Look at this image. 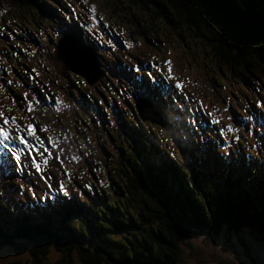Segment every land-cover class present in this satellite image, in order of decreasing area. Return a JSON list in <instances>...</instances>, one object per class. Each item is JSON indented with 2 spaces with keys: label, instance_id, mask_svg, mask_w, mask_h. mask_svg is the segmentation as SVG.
<instances>
[{
  "label": "trees",
  "instance_id": "trees-1",
  "mask_svg": "<svg viewBox=\"0 0 264 264\" xmlns=\"http://www.w3.org/2000/svg\"><path fill=\"white\" fill-rule=\"evenodd\" d=\"M88 3L95 5L96 19L105 14L112 20V29L116 31L112 46L105 42L104 47L103 43L97 45L91 31L95 34L100 29L91 27L85 12L78 10V18L65 19L69 13L65 0H0V27H5L0 32L7 39L11 37L8 32H16V22L34 25L36 17L48 25L55 23L61 33L71 32L77 40L95 48L101 77L94 86L85 82L82 91L74 82L80 76H70L59 56L52 53L51 57L50 53L47 58L62 67V77L64 72L69 73L65 75L68 87L72 84L69 94L72 100L76 91L85 97L91 93L94 99L95 110L88 112V116L79 114L75 99V116L85 127L77 134L88 136V131L94 128H103L105 135L111 134L114 129L106 127L104 121V115L111 111L120 119L115 150L119 155H127L108 164L101 159L105 172L107 169L111 175L105 179V185H93L91 190H85L75 179H70L66 186L69 196L44 191L39 197L34 192L26 199L16 190L18 184L6 188L8 197L0 198V253L12 254L5 264H201L188 262L185 257L188 251L197 248L195 240L205 238V242L214 245L209 237L235 240L237 235L246 241L250 238L264 252V129L248 127L250 133L242 135L237 146L218 147L219 135L216 139L202 127L198 120L202 114L191 102L196 96L216 98V86L235 82L237 90L246 89L250 94L244 96L255 117L263 112L256 108V101L262 100L264 94V0H88ZM69 20L70 29L65 27L71 24ZM124 25L133 26L147 41L186 36L192 42L193 55L206 60L203 65L194 60L191 64L200 81L194 78L189 87L177 89L171 81L153 73L159 86L145 90L141 79L151 70L141 69L142 58L149 62L155 56L147 53L150 50L133 52L136 46L132 40V47L125 48L123 39L130 37ZM13 37L10 45L14 41L23 45L20 35ZM32 41L38 42L35 38ZM43 54L39 50L33 56L24 54L20 61L16 60L26 63L25 70L35 69L32 75L35 79L43 76L44 82L56 89L54 75L46 76L45 65L40 68V58L45 61ZM133 65L139 66L140 71H133ZM15 68L12 66L14 71ZM3 71L6 75V70ZM222 77L228 82H220ZM12 79L22 86L29 80L28 75L11 71ZM106 80L114 81L111 93L105 91ZM116 91L119 93L114 94ZM230 93L238 99L232 90ZM142 96L151 100L162 126L143 122L137 116L134 100ZM244 106L237 104V108L231 109L243 117ZM36 115L50 120L39 110ZM65 122L70 123L69 119ZM96 135L101 138L99 133ZM68 136L67 133L66 141ZM94 147L98 145L90 148L91 157L87 158L91 173L76 172L79 176L95 177L92 171L95 169L91 167L97 160ZM3 167H6L4 156L0 163V168ZM15 174L11 170L8 180H14ZM225 248L235 253H241L236 248H242L246 254L250 252L248 243H233ZM49 249L58 256L52 262L48 260ZM248 262L253 264L250 257Z\"/></svg>",
  "mask_w": 264,
  "mask_h": 264
},
{
  "label": "rangeland",
  "instance_id": "rangeland-1",
  "mask_svg": "<svg viewBox=\"0 0 264 264\" xmlns=\"http://www.w3.org/2000/svg\"><path fill=\"white\" fill-rule=\"evenodd\" d=\"M68 4L73 5L69 0ZM76 4L78 3L76 2ZM99 8L100 10H103L101 6H99ZM78 9H81V5L78 7H75L73 5V10L76 13ZM110 15L113 14L110 13ZM102 20V22H100L98 19H96L94 22L90 20L91 27H98L100 29L99 33L103 37V40H101L91 31V35L94 36L93 38H96V43L99 47L101 46V43H103L102 46L104 47V41L107 40H111L113 43H115L113 36L116 31L108 27L111 19L109 20L106 15ZM33 21L34 23L37 22V24L35 23L33 25L32 23L28 22V26H26L16 22V25H14V29L16 30V32L12 33L20 35V39L22 40L23 45L20 41H14L13 45H10L9 41L14 38L13 34L8 32L9 36L11 37L10 39H7V37L3 34L4 32H0V86L3 87V90L0 91V105L3 106V110L7 115L15 116L18 122H20L21 124L27 122L24 119L25 117H32L33 123L35 125L45 123V127L48 129V131L41 134L42 137L46 138L48 135H52L57 140L58 148L64 150L62 153H60V155L62 157L67 156V159H65L63 163L64 168L68 171V175L65 177L63 176L62 171L59 170V162L55 161L54 159L50 161L46 168L43 164L41 165L42 168H45V175L55 176L56 181H63L65 186L69 185L68 183H71L70 179H75L78 182L77 184H80L83 187L85 184L89 185L88 188L84 187L85 190H91V187L93 185L98 187L103 186L105 185V179H107V176L111 175V171L107 172L106 169L105 172V168L102 166L103 162L106 161V164H108L110 161H116V157L118 160H122V157L127 156L126 154L119 155L115 150V146L118 144L117 135L119 134L116 127H119L118 122L120 119L111 114V111L107 112V114L104 115L105 126L108 128L111 127L110 129H114V131L111 130L112 136L110 133L109 135H105L103 128H94L96 130L88 131V136H82V133L80 132L77 134V132L81 128L84 129L85 127L81 122H78L79 120L75 116V110L77 111L76 103H78L79 114L81 115V113H83L84 115L87 114L88 116L90 115L88 112L92 113V111L95 110V104L93 102L94 99L91 96V93H89L87 97H85L83 93H79V91H82V89L85 88L87 84L85 83V80L82 79V77H78V79H74V82L76 86L77 84L79 85V91L75 92L74 100H72L71 96L69 95L72 93V84L70 83L68 87V79L66 78V75L69 73L64 72V77H62V67H60L59 64H57L53 59L47 58L50 53L52 54L56 39L58 38V35L61 34L58 33L59 28L54 23H50V25H48L47 21L39 20L36 17ZM124 26L127 29V37H130L129 39L127 38V41L132 40L131 38L138 40V42L135 43L136 47L132 49L133 52H144L146 50H150L147 53H152L155 56V59H150L148 57L150 60L149 62H147L146 58L143 57L142 60L143 62H145V65H142L141 69L148 68L154 74H158L159 77H162L169 81L167 79L168 66L163 63L165 60H167L170 61L171 64L172 76L174 77V79L171 80L173 86H175L176 81H181L182 88H187L189 87L190 83H194V78L200 81V78L197 76V73L194 68H192L191 64L194 60L200 65H203L206 60L200 59L193 55L192 42L186 36H184V39H180L179 37L172 35L169 39H163V41L161 42H157L155 40L145 41L142 37V34L133 26ZM0 29L4 30L5 27L2 26L0 27ZM185 34L186 32H182V35ZM33 38H35L38 42L34 43L32 41ZM124 41L125 39H123V42ZM17 45H19V47H17ZM4 48H6V50ZM17 49H19L21 52L16 51ZM39 50L44 53L43 55L45 58V61L40 58V68L42 67V65H45L47 67L45 71L46 76H51V74L54 75V86L57 90H49L48 88H45L41 93V90H38L37 88L34 89V91L30 88V79L27 80L28 84H25L23 86L20 85V83L17 82L16 79L10 80L11 71L15 74L20 75V68H24V66H26V63L19 62L20 57H24V54L33 56L34 54L39 52ZM13 52H16L17 55L13 56ZM189 52H191V55L188 54ZM16 59L19 61H17ZM128 61L130 62V60ZM129 62L125 61L124 63L126 65H129ZM18 65H21L20 68L18 67ZM12 66L17 67V69L15 68L16 71L12 69ZM154 66L156 68H159L160 71H154ZM6 69V75L2 74V72H4L3 70ZM3 76L7 80H3ZM219 81L228 82V80L223 79V77L220 78ZM116 83L117 85H119L118 82ZM103 84L104 86H106L105 91L111 93L110 86L114 84V81L106 80ZM236 86L237 84L235 82H232L231 85L227 84V86H216L218 90L216 98L205 96V99H203L202 97L196 96L198 101L196 98L192 100L190 99L191 102L199 109L198 111L202 114V116L198 118L199 123L204 129H206V131L212 132L213 137L216 139L217 135H219L218 131L216 130L219 129L221 125H228L230 123L234 125V131L229 135L234 134L240 137L242 135L250 133L251 129L248 127L255 126L259 128L262 127L264 129V120L260 118V115H264V109H262L263 112L259 116L255 117V113L252 111L251 106L248 105L245 100L244 94H248L247 90H237L235 88ZM67 87L69 89H67ZM8 88H10L12 91H10ZM230 90L234 92V95L238 96V99H235V97L232 96ZM117 93L119 92H114V94ZM124 93L125 92H120L121 95H125ZM33 96H36L41 102H34V108L31 113L24 111L23 109L25 106V100L31 99ZM128 96L130 98L129 94ZM96 99H98L97 96ZM261 99L264 100V94L261 95ZM55 100H59V103L53 106ZM91 104L93 106H91ZM237 104L246 105L244 106L245 114L243 115V117L242 115L240 116L238 114V111H233L231 109V107L237 108ZM37 110L41 111L43 115L50 117V120L44 121L40 117H38L36 115ZM209 112L213 113L212 118L219 120L220 124L213 125L210 122L212 118L208 116ZM257 113L259 114V112ZM230 116L233 117V120L229 119ZM248 116H252L254 117V119L248 120ZM68 119L70 125L67 122L64 123V121H67ZM98 122H100V120H98ZM113 123L114 125H116L115 127ZM67 133L69 135L68 141L65 140ZM97 133L101 135L100 139L96 135ZM7 143L10 146H20L18 142L8 141ZM240 143H242L243 145L247 144V142L245 141H241ZM225 144L232 145L233 147L238 145V143L230 142V140ZM95 145H98V147H94V150L96 151V155L94 157H96L97 160L95 162H92L91 164V167L95 169V171L92 169V171L95 173V177L89 178L90 176H79V174H77L76 172H80L83 175L91 173V170L88 167L90 165V161L87 163V158L91 157L90 148ZM217 145L218 147L224 146V144L222 143H218ZM99 146L103 147L104 149L99 148ZM67 148L69 149V151H65V149ZM5 152L6 149L0 146V155L4 154ZM114 153H117V156ZM73 156H77L79 157V159L73 160ZM101 159L104 160L102 161V163H100ZM75 164L77 165L74 169L73 166ZM113 166H117V163H113ZM16 171L17 172L14 175V180H8V178H10L11 176L9 175L10 171L4 172L0 168V198H4V196L8 197V195L5 193V189L8 187H12L14 184L19 185L16 190H20L19 195H21L23 198L31 196L34 192V195L37 194L36 196L38 197L44 191H46L47 194L52 193L53 190H56V192H60L58 187L50 186L48 181L39 179L35 173V170L29 166L16 168ZM23 184H25V186L21 187V185ZM52 184H55V181H53ZM29 188H31L32 191H29ZM44 203L45 202L43 200V204ZM247 241L250 252L246 254L243 252L242 248H236V250L241 251V253H235L231 248L222 249L219 245H210L208 244V242H205V238L197 239L195 240L197 248H195L191 252L188 251L185 254V257L187 258L188 262H201V264H241V262L250 264L248 262V257H250L253 261V264H264V252L260 250L259 247H256L255 242H253L250 238H248ZM49 252L50 254L48 260L52 262L58 256L53 249H49ZM11 254L12 253L9 251H2L0 253V264H5L7 261H9V255ZM209 256H212L211 258L216 259L217 261L214 262V260L210 259ZM23 258L26 259L27 256H23Z\"/></svg>",
  "mask_w": 264,
  "mask_h": 264
},
{
  "label": "snow or ice",
  "instance_id": "snow-or-ice-1",
  "mask_svg": "<svg viewBox=\"0 0 264 264\" xmlns=\"http://www.w3.org/2000/svg\"><path fill=\"white\" fill-rule=\"evenodd\" d=\"M65 3L69 9V13L65 19L78 18L77 13L73 10V5L68 4V0H65ZM78 4L82 6L80 10L87 14L89 20L94 22L96 20L94 15L96 12L95 5H90L88 0H78ZM100 19H103V17H100ZM65 27L70 29L71 25H65ZM95 35L103 40V37L100 35V33L97 32ZM104 42L109 46H112L113 43L111 40ZM123 45L125 48L132 47V43L127 40L123 42ZM17 47H19V45H17ZM12 55L16 56L17 53L13 52ZM163 63L168 66L167 79L169 81L173 80L174 77L172 76L170 61L165 60ZM132 67L133 71H140L138 66L133 65ZM34 71L35 69H33V72ZM154 71H160V69L154 66ZM141 85L145 88V90L149 88L154 89L159 86L152 71L144 73L143 78L141 79ZM175 87L177 89L182 88V82L176 81ZM2 90L3 87L0 86V91ZM34 102L40 103L41 101H39L36 96H33L31 99H26L23 110L31 113L34 108ZM58 103L59 100H55L53 106ZM256 107L259 109H264V100L258 99L256 101ZM208 116L212 118L213 113L209 112ZM260 118L264 120V115H260ZM24 119L27 122L21 124L18 122L15 116L7 115L3 110V106L0 105V146L6 149V153L4 155L6 168L4 170H14L15 168L29 166L35 170V173L39 179L48 181L50 186L58 187L59 191L63 193L64 196H69L70 190L66 188L63 181H56L55 176H47L44 174L45 168L48 166L50 161L54 159L55 161L59 162V170L62 171L63 175H68V171L64 168L63 163L67 157H62L60 155V153H62L64 150L58 148L57 140L52 135H48L46 138L42 137L41 134L48 131L46 127L35 125L33 123L32 117H25ZM229 119L231 120L233 118L230 117ZM247 119L251 120L254 119V117L248 116ZM210 122L213 125L220 124V121L215 118H212ZM216 131H218L219 139L222 144L228 143L229 139L236 143H239V141L242 139V137L238 135H229L234 131V125L231 123L228 125H221V127ZM8 141L18 142L20 146L12 147L7 143ZM250 147H255V145H251ZM72 159L77 160L79 157L73 156ZM42 164L45 166V168L41 167ZM53 181H55V184H52ZM21 187H23V185H21ZM84 187L88 188L89 185L85 184ZM28 190L32 191L31 188ZM72 191L76 190L73 189ZM39 199H44V197H40ZM209 239L212 244L219 245L222 249L226 246L232 245L233 243L238 245H246L247 243V241L239 235L236 236L235 240L232 238L220 240L216 237H209Z\"/></svg>",
  "mask_w": 264,
  "mask_h": 264
},
{
  "label": "water",
  "instance_id": "water-1",
  "mask_svg": "<svg viewBox=\"0 0 264 264\" xmlns=\"http://www.w3.org/2000/svg\"><path fill=\"white\" fill-rule=\"evenodd\" d=\"M57 47L63 62L62 65L67 70L84 78L89 85H93L98 81L100 78L98 58H96L93 48L86 46L74 36L68 35L62 37ZM134 107L143 122L148 121L158 126L163 125L160 116L153 110L150 100H136Z\"/></svg>",
  "mask_w": 264,
  "mask_h": 264
},
{
  "label": "clouds",
  "instance_id": "clouds-1",
  "mask_svg": "<svg viewBox=\"0 0 264 264\" xmlns=\"http://www.w3.org/2000/svg\"><path fill=\"white\" fill-rule=\"evenodd\" d=\"M75 7H78V6H80L79 4H76V2L78 3V0H69ZM67 5V4H66ZM82 7V6H81ZM78 10H80V9H78ZM104 16H106L105 14H99V16H98V18H99V20H100V22H102L103 20L102 19H100V17H104ZM109 19V18H108ZM110 20V19H109ZM70 22H71V24L70 25H72V21L71 20H69ZM111 21L112 20H110V22H109V24H108V27H110V28H112V26H111ZM55 24V23H54ZM58 33H61V31L59 30L58 31ZM57 33V34H58ZM66 35H68V36H74V35H72V34H70V33H65V32H63V33H61L60 35H58V38L56 39V43L54 44V47H53V51H52V53L54 54V55H56L55 54V50H56V48H57V45H59V42H60V40L62 39V37H64V36H66ZM75 37V36H74ZM76 38V37H75ZM77 39V38H76ZM132 39V43H133V45L134 46H136L135 45V43L136 42H138V40H136V39H133V38H131ZM145 40V39H144ZM145 41H147V40H145ZM80 42H82V41H80ZM82 43H84V42H82ZM84 44H86V43H84ZM86 46H88V47H91V48H93L94 49V52H95V56H96V50H95V48L93 47V46H90V45H87L86 44ZM99 50H103L102 49V47L101 48H99V47H97ZM52 57H53V55H52ZM97 58V57H96ZM98 60V59H97ZM142 65H145V62H143L142 63ZM141 65V66H142ZM138 68H139V66H138ZM22 69V71L19 73L20 75H28V79H30L31 81H30V88L34 91V89H36V88H38L37 86H35V77L34 76H32V75H34L36 72H33V70L32 69H30V68H27V70H25L24 68H21ZM68 72H70V74L69 75H73L74 76V74L75 73H73V72H71L70 70H67ZM18 75V74H17ZM30 75H31V77H30ZM75 75H77V74H75ZM79 76V75H78ZM101 77V76H100ZM84 79V78H83ZM100 79V78H99ZM98 79V80H99ZM86 82V81H85ZM40 88V90H41V93H42V90L43 89H45V88H48L49 90H57V89H55V88H53V87H51V85L47 82H44V80L41 82V84L40 85H38ZM93 86H94V84H93ZM42 87V88H41ZM118 94V93H117ZM76 98V97H75ZM141 99H148V100H150L148 97H145V96H142V97H140V98H136L134 101H136V100H141ZM150 102H151V100H150ZM152 103V102H151ZM153 107V106H152ZM154 110V109H153ZM155 111V110H154ZM36 112V111H35ZM36 125H39V126H46V124L45 123H43V124H36ZM12 147H16L15 145H13ZM6 153V152H5ZM5 153L4 154H1L0 155V158L2 157V155H5ZM6 167H3V168H1L4 172H7V171H11V170H4ZM14 171L15 172H17L16 171V168L14 169Z\"/></svg>",
  "mask_w": 264,
  "mask_h": 264
},
{
  "label": "bare ground",
  "instance_id": "bare-ground-1",
  "mask_svg": "<svg viewBox=\"0 0 264 264\" xmlns=\"http://www.w3.org/2000/svg\"><path fill=\"white\" fill-rule=\"evenodd\" d=\"M58 55H57V54ZM55 54L57 55V56H59V58H60V55H59V49H58V47L56 48V50H55ZM61 59V58H60ZM67 70V69H66ZM136 111V110H135ZM137 114V113H136ZM137 116H138V114H137ZM139 117V116H138ZM139 119H140V117H139ZM141 120V119H140ZM142 121V120H141Z\"/></svg>",
  "mask_w": 264,
  "mask_h": 264
}]
</instances>
